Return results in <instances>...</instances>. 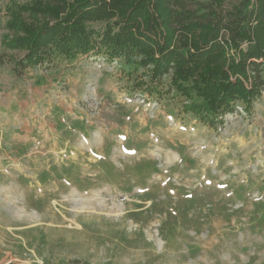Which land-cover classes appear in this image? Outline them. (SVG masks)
Instances as JSON below:
<instances>
[{
	"label": "rangeland",
	"instance_id": "rangeland-1",
	"mask_svg": "<svg viewBox=\"0 0 264 264\" xmlns=\"http://www.w3.org/2000/svg\"><path fill=\"white\" fill-rule=\"evenodd\" d=\"M54 1L68 11L49 15ZM73 2L44 0L40 11L34 0H0V264H264V89L256 59L237 54L255 43L259 1L173 7L202 31L222 20L213 52L230 82L259 86L249 104L236 98L209 114L193 113L201 98L172 64L101 44L95 35L119 18L93 21L92 4L75 12L87 21L79 37L96 31L91 50L25 61L18 39L58 24ZM252 12L241 43L226 24ZM234 61L246 77L230 72Z\"/></svg>",
	"mask_w": 264,
	"mask_h": 264
},
{
	"label": "trees",
	"instance_id": "trees-1",
	"mask_svg": "<svg viewBox=\"0 0 264 264\" xmlns=\"http://www.w3.org/2000/svg\"><path fill=\"white\" fill-rule=\"evenodd\" d=\"M73 1V10L70 11L68 17L60 19L61 21L58 24L51 26L44 22L41 27L43 29L37 31V33H33V27L29 30L26 28L27 37H22L23 40L18 39V43L26 46L30 51L25 61L35 65L38 61L43 60L38 57L39 53L44 55L47 53L45 57L63 53L66 58L71 59L78 54V51L72 53L75 49L91 50L94 46L90 43V40L96 31L94 33L88 31V34L79 37L81 31L88 30L83 28L87 21L75 12L82 11V9L92 4L93 8L90 11L100 12L92 19L93 21L119 18L118 21L109 24L102 35L99 37L95 35L96 38H102L101 44L107 45L114 53H127L133 49L141 50L149 56L158 69H161L163 65L168 67L172 64L174 71L177 72L175 81L178 79L183 84L190 83V88L195 90L201 98V104L193 108V113L200 112L202 110L199 109L200 107L204 109L206 114L213 113V107H225L236 98H241L249 104L254 94L259 92L257 91L259 86H261L260 91L264 89V77L261 80L262 74L264 75V0H258L260 11H258L256 18L258 25L254 32L253 40H255V43H251L245 50L239 49L237 51L240 62L247 61L249 57L251 60L256 59L251 61L253 62L251 70L260 79L257 81L259 86L254 84L256 90L248 89L241 81H237L235 84L230 82L229 72L224 71L223 66L220 64L225 56L213 52V50L223 48L220 41L216 40L219 31L222 29L220 27L222 20L210 21L204 24L202 26L203 31L200 27V29L198 28L199 24L197 22L193 24L192 21L186 25L182 20H177L176 16L182 17L183 14L176 13L177 15H175L173 7H179L178 4H185L186 0H177L176 5L173 4V0ZM151 1L154 4L153 7H149ZM34 2L36 9L41 8L40 11L47 10L50 5L53 6L54 10L49 15L55 17L68 11L67 7H63L55 1L54 4L50 5L44 3V0H34ZM239 15L241 14L239 13ZM252 16L253 12L250 14V18H248L249 16L244 19L240 17V20H230L226 24L230 35H235L236 40L238 39L241 43L250 39L251 29H249L248 23ZM192 17L195 20L198 19L196 14H193ZM14 19V22L17 21L16 24L23 22L21 16H14ZM245 21L247 22L245 23ZM113 27H117L116 31L113 30ZM160 40L161 43H159ZM179 41L181 44L183 41L186 43L187 52L183 53L181 51L178 45ZM188 42H192L190 46ZM209 46H211L210 50L207 49ZM236 48H239V45ZM190 51L193 52L190 53ZM83 52L80 53H87ZM1 59L2 57H0V65ZM260 60L263 61L259 62ZM236 66L240 68H236ZM238 70L240 71L238 72ZM232 71H234V74L237 73L246 77L247 70L241 66V63L237 64V61H234L230 72ZM243 73L245 75H241Z\"/></svg>",
	"mask_w": 264,
	"mask_h": 264
},
{
	"label": "water",
	"instance_id": "water-1",
	"mask_svg": "<svg viewBox=\"0 0 264 264\" xmlns=\"http://www.w3.org/2000/svg\"><path fill=\"white\" fill-rule=\"evenodd\" d=\"M7 264H13V263L10 262V263H7Z\"/></svg>",
	"mask_w": 264,
	"mask_h": 264
}]
</instances>
